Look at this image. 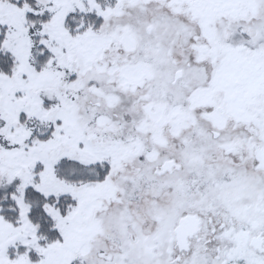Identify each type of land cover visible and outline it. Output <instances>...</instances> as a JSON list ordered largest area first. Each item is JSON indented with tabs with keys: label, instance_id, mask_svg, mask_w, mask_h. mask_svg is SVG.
I'll list each match as a JSON object with an SVG mask.
<instances>
[{
	"label": "snow or ice",
	"instance_id": "snow-or-ice-1",
	"mask_svg": "<svg viewBox=\"0 0 264 264\" xmlns=\"http://www.w3.org/2000/svg\"><path fill=\"white\" fill-rule=\"evenodd\" d=\"M0 264H264V0H0Z\"/></svg>",
	"mask_w": 264,
	"mask_h": 264
}]
</instances>
